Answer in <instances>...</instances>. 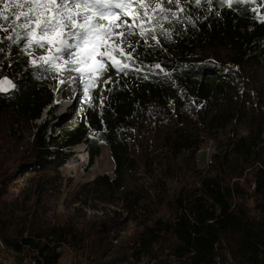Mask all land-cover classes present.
I'll return each instance as SVG.
<instances>
[{
    "label": "trees",
    "instance_id": "1",
    "mask_svg": "<svg viewBox=\"0 0 264 264\" xmlns=\"http://www.w3.org/2000/svg\"><path fill=\"white\" fill-rule=\"evenodd\" d=\"M165 7L176 16L151 12L158 23L143 36L136 8L123 15L136 25L125 38L112 28L120 19H105L111 39L88 46L84 64L51 61L54 71L13 42L15 21L0 30V82H17L0 91V264H61L63 247L69 264H264V0ZM20 12L0 3L5 16ZM101 53L123 71L108 61L84 71ZM73 67V125L46 143L37 122ZM206 142L214 152L200 169ZM81 144L91 164L107 149L111 170L68 191L74 215L48 219L42 202L62 192L59 169Z\"/></svg>",
    "mask_w": 264,
    "mask_h": 264
},
{
    "label": "snow or ice",
    "instance_id": "2",
    "mask_svg": "<svg viewBox=\"0 0 264 264\" xmlns=\"http://www.w3.org/2000/svg\"><path fill=\"white\" fill-rule=\"evenodd\" d=\"M187 2V0H183ZM192 2L199 5L201 0H192ZM207 2V0H206ZM222 2L228 3L230 6L233 0H222ZM236 3H241L243 0H235ZM0 3H4L5 9H19L20 15L5 16L0 13V19L6 22L0 23V30L9 31L13 21L17 27L23 29V35L16 33L15 40L13 41L18 47L23 46V41L27 40L29 48H35L33 55V65H36L37 61L35 57L39 55L41 50L48 52L50 49L45 43L44 38L56 33L62 29L60 33L61 44L57 45L58 51L54 54L53 59L56 62H63L65 65H80L88 61L92 55V51L85 53V49L88 46L93 45L94 41L98 38L111 39V31L104 30L102 21L111 17H117L120 19V23L112 25V28H120L122 31L118 33L119 37L125 38L127 36L135 34L133 28L135 23L128 24L123 21V15L130 9L136 8L137 16L143 21L140 25V35L143 36L146 31L144 28L145 23H152L156 20L155 16L150 15L151 12H158L166 14L171 12L173 17L176 16V12L165 7L166 4H173L177 7V10L181 13L184 12V8L180 7L182 0H11V3L0 0ZM113 9H119V12L113 11ZM143 13L141 16L140 13ZM137 17H133L135 21ZM35 32L40 39L29 38L32 33ZM155 38V37H154ZM3 39H12L11 36H6ZM2 51V49H0ZM130 55V54H126ZM41 59L45 60V63L40 65L45 67L48 71H54L53 65L50 61L41 56ZM101 63H104L101 58ZM118 71H123V68L114 65ZM124 67H127L125 65ZM159 67V65H157ZM72 71H79L78 67H73ZM83 73L81 78L83 79ZM62 82V81H61ZM7 84L9 87H14L7 80L0 82V85ZM5 90L0 87V91Z\"/></svg>",
    "mask_w": 264,
    "mask_h": 264
},
{
    "label": "rangeland",
    "instance_id": "3",
    "mask_svg": "<svg viewBox=\"0 0 264 264\" xmlns=\"http://www.w3.org/2000/svg\"><path fill=\"white\" fill-rule=\"evenodd\" d=\"M50 43L49 54L45 56V59L48 61H54L53 56L58 51L57 45L61 44L60 34H55L45 39ZM101 58H103L102 53L96 59H91L84 71L96 74L100 69L103 68L101 63ZM105 62V59H103ZM45 62V61H44ZM109 64L114 67V65L119 66L118 63L114 62L113 59L108 60ZM61 63V62H56ZM61 69V66H59ZM117 69L116 67H114ZM60 76L62 82H59L52 91L53 102L52 107L48 108L42 114V119L38 121L39 126H44L43 133L46 143H49L52 140L59 139V131L64 127L73 125V115L75 111L73 110L70 99L76 100L75 95V85L77 80V73L72 70L60 71ZM9 81V80H7ZM108 79L105 80L103 85L107 83ZM11 85L13 83L9 81ZM101 83V85H102ZM5 90H10L13 87H9L7 84H3ZM3 90V91H5ZM79 95V94H78ZM68 96H71L68 100ZM73 97V98H72ZM75 103V101H74ZM50 109V110H49ZM62 126V128H61ZM214 142H206L203 144L201 150L196 154L197 167L202 169L204 168L210 156L214 152ZM68 152V151H67ZM71 157L59 170L61 173V179L64 182V188L61 190V193L52 194L46 198L42 203L46 207V216L48 219L53 220V214H58L61 217H70L74 215L73 206L69 205L70 200L66 202V195L69 193L73 187L79 186L83 183H86L97 175L102 173L110 172L112 167V162L109 157L107 149L102 148L100 157L95 159L93 164L89 160V149L85 144L78 145L70 150ZM23 167V165L18 166V171ZM96 215H102L101 212H97ZM87 216L93 218L94 215L92 212H88ZM75 226L79 229L82 225V222L78 216H74ZM60 259L61 264H69L71 259L74 257L73 250L68 247H63L60 249ZM74 259V258H73Z\"/></svg>",
    "mask_w": 264,
    "mask_h": 264
},
{
    "label": "clouds",
    "instance_id": "4",
    "mask_svg": "<svg viewBox=\"0 0 264 264\" xmlns=\"http://www.w3.org/2000/svg\"><path fill=\"white\" fill-rule=\"evenodd\" d=\"M253 1H256V0H253ZM218 7L219 8H221L222 7V5L221 4H219L218 5ZM103 55V54H102ZM46 56V55H45ZM45 56H43V57H45ZM103 59H105V61H108L110 58H105L104 56H103ZM36 61H37V63H42V64H44L45 62V60H43V59H41V57H38L37 59H36ZM114 62H116V61H114ZM109 63V62H108ZM116 63H118V62H116ZM119 64V63H118ZM119 66H120V64H119ZM77 77H78V75H77ZM12 82H13V84L17 87V82H16V80H15V78L14 79H12ZM59 82H61V81H58L56 84H55V86L59 83ZM54 86V87H55ZM103 86L104 85H102L101 86V89H103ZM75 97L74 98H76V100H74V99H70V101H71V103H73V106H72V108H73V110H74V107H75V105H76V102H77V99L79 98V89H78V78H77V80H76V85H75ZM69 98H71V96H68V100H69ZM73 98V97H72ZM74 101H75V103H74ZM48 109V108H47ZM50 110V109H49Z\"/></svg>",
    "mask_w": 264,
    "mask_h": 264
}]
</instances>
